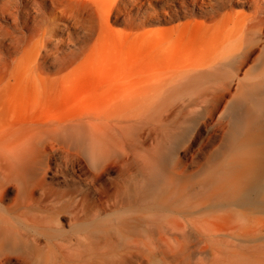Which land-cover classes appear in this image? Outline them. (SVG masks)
<instances>
[{
	"label": "bare ground",
	"instance_id": "6f19581e",
	"mask_svg": "<svg viewBox=\"0 0 264 264\" xmlns=\"http://www.w3.org/2000/svg\"><path fill=\"white\" fill-rule=\"evenodd\" d=\"M49 1L0 56V254L264 264V0H192L204 21L131 47L72 11L93 0Z\"/></svg>",
	"mask_w": 264,
	"mask_h": 264
},
{
	"label": "rangeland",
	"instance_id": "374dc122",
	"mask_svg": "<svg viewBox=\"0 0 264 264\" xmlns=\"http://www.w3.org/2000/svg\"><path fill=\"white\" fill-rule=\"evenodd\" d=\"M4 0H0V56L9 57V61L17 59L19 55L13 53L8 54L7 50L13 42L9 40V35L23 36L29 35V29L32 24L39 19L38 13H42L46 17H53L54 11L51 10V2L49 0H9L14 6L8 10H4ZM188 3V10L184 13L183 6L177 0H144L139 6L127 8V0H93L91 6H80V9L73 7L72 11H77L76 15L82 16L90 20L92 28L97 30L100 28L99 12H109V25L112 35L108 37L109 42L116 41L126 46H133L139 42L146 41V35L152 29L162 27H171L185 24L186 22L204 21V18L199 14L198 7L193 6L192 0H185ZM200 5V3L198 2ZM40 7V8H39ZM64 6H59L57 10L63 9ZM205 9V8H204ZM241 9L236 7L235 10ZM57 12V11H56ZM179 18L176 21L169 22L171 17ZM188 14V15H187ZM17 20V25L20 23L21 31L14 25ZM58 33L54 36H49L50 41L54 43L64 44L66 47L72 48L73 43L78 41L80 34L79 26L73 23L64 22L60 24ZM96 34L89 41H95ZM20 42L24 39L20 37ZM65 223V221H63ZM46 253V250L44 251ZM44 253V254H45ZM0 264H30L20 253H12L6 251L0 254Z\"/></svg>",
	"mask_w": 264,
	"mask_h": 264
}]
</instances>
